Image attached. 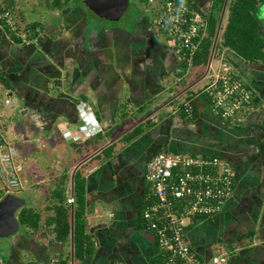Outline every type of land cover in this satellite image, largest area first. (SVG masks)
<instances>
[{
	"label": "crops",
	"instance_id": "1",
	"mask_svg": "<svg viewBox=\"0 0 264 264\" xmlns=\"http://www.w3.org/2000/svg\"><path fill=\"white\" fill-rule=\"evenodd\" d=\"M135 1L136 10L112 22L83 0L61 6L25 0L21 13L13 8L25 37L0 27V127L43 163L55 160L57 172L54 177L45 168L33 190L28 178L22 183L24 205L39 211L40 223L37 231L20 226L0 236V264H56L70 251L67 242L40 232L53 212L49 191L59 186L64 200L70 195L75 203V173L83 181L91 251L70 264L160 263L163 249L141 212L149 190L146 163L162 150L216 154L232 166L233 191L223 208L184 219L196 254L208 259L225 250L224 264H264V61L213 46L205 64L178 58L145 0ZM193 1L206 20L214 12L215 0ZM226 6L224 1L218 13L220 28ZM259 15L264 22L261 8ZM224 61L255 91V108L237 122L215 114L203 89ZM188 99L195 106L192 116L180 106ZM14 111L24 121L20 130L9 122ZM5 193L0 178V198Z\"/></svg>",
	"mask_w": 264,
	"mask_h": 264
},
{
	"label": "built area",
	"instance_id": "2",
	"mask_svg": "<svg viewBox=\"0 0 264 264\" xmlns=\"http://www.w3.org/2000/svg\"><path fill=\"white\" fill-rule=\"evenodd\" d=\"M145 2L154 25L170 40L177 57L192 62L207 35L205 16L191 0ZM17 17L16 11L0 0V27L21 39L25 35ZM212 71L203 86L212 111L223 119L241 120L256 106L255 91L228 62H222ZM6 101L10 103L9 98ZM180 106L187 116L194 114L195 106L190 99ZM81 111L85 113L83 108ZM95 127L91 128L95 130ZM18 161L17 147L0 127V178L6 192L18 190L22 185ZM145 178L149 181V190L141 213L144 226L156 234L158 245L163 249V259L158 264H224L228 255L225 250L211 254L208 259L196 254L187 240L184 219L214 214L223 208L234 186L231 164L216 154L162 150L147 161ZM72 201L73 197L67 196V202Z\"/></svg>",
	"mask_w": 264,
	"mask_h": 264
},
{
	"label": "trees",
	"instance_id": "3",
	"mask_svg": "<svg viewBox=\"0 0 264 264\" xmlns=\"http://www.w3.org/2000/svg\"><path fill=\"white\" fill-rule=\"evenodd\" d=\"M66 1L48 0V4L61 6ZM224 1L226 3L227 0H215L214 12L207 15V35L200 43V47L193 58V64L200 62L205 64L208 60L216 36L218 13L222 9ZM8 4L11 3L7 1ZM226 4V22L221 25L220 34L217 35L214 48L224 47L230 49L249 61H264V22L259 15L264 0H228ZM82 182L75 173L74 193L76 199L73 205L64 200L62 188L59 186L48 193L54 198L48 204L53 212L46 216L40 234L52 233L57 240L71 245L70 251L63 254L56 264H70L71 259L80 262L91 251L85 230ZM39 218V211L32 206L23 205L19 208L18 220L20 225L26 229L32 228L37 231L36 229L40 223Z\"/></svg>",
	"mask_w": 264,
	"mask_h": 264
},
{
	"label": "water",
	"instance_id": "4",
	"mask_svg": "<svg viewBox=\"0 0 264 264\" xmlns=\"http://www.w3.org/2000/svg\"><path fill=\"white\" fill-rule=\"evenodd\" d=\"M84 4L100 17L109 20H118L125 12L129 0H83ZM264 10V4L261 6ZM213 43V49L218 30ZM26 203V198L14 192H7L0 198V236H8L20 229L17 211Z\"/></svg>",
	"mask_w": 264,
	"mask_h": 264
},
{
	"label": "rangeland",
	"instance_id": "5",
	"mask_svg": "<svg viewBox=\"0 0 264 264\" xmlns=\"http://www.w3.org/2000/svg\"><path fill=\"white\" fill-rule=\"evenodd\" d=\"M7 1H9L12 5H16V6L12 7V8H14L16 10V7H17V10L21 13V7L19 6V4H20V2H22V1L24 2L25 0H7ZM41 1L44 2V0H41ZM191 1L194 2L193 0H191ZM227 2H228V0H227ZM136 6H138V4H137V2L135 0H129V4H128L125 12L123 13V15L118 20H115V21H112V22H122L127 16H129L130 12H133L134 10H136ZM18 11H17V13H18ZM21 16H22V14H21ZM220 19H221V16L218 19L217 29H218V26H219V23H220L219 22ZM224 20H225V18H223V21H222L223 23H224ZM219 34H220V30H218V35ZM211 50H212V47H211ZM214 50H215V48H214ZM14 115L16 117H14ZM9 122L10 123H16L11 128L16 129V130H20V128L22 127V122H24V121H23L21 115H19V112L18 111H14V113L10 116ZM24 130H26V129H24ZM6 132H7L8 135H10L9 132H11V131H10L9 127H8ZM22 135H23V132H22ZM13 144L15 146L17 145L16 147L18 148L19 154L21 155L20 161H18V162H20V165H21L20 173L23 170V174L22 175H24V177H22V179H21V174H20L21 183H23V185L26 186V178H28V180L31 182L30 184H31L32 190H33L34 187L37 186L38 183L41 182V177L43 176V175H41V173L43 174L44 173V169L47 168V167L49 169L48 171L49 172H53L54 177L56 176V173H57L56 170H55L56 168L55 167L52 168L55 165L56 161L53 160L51 157H48L47 160L45 161V163H43L41 161V159L38 158L39 155L36 156L35 152H32L31 147L29 145L26 144L25 146H23V144L21 142H20V144L18 142L16 144L15 143H13ZM29 158H31V160H29ZM26 161H27V163H26ZM16 162H17V160H16ZM25 163H26V165H25ZM51 181H56V180L54 179V180H51ZM28 185H29V183H28ZM21 187H22V185H21ZM21 187L19 189H21ZM19 189L16 190L17 192H14V193L22 194L23 191H21Z\"/></svg>",
	"mask_w": 264,
	"mask_h": 264
}]
</instances>
